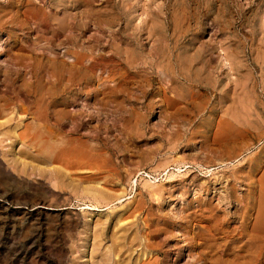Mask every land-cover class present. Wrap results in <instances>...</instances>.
<instances>
[{
    "label": "rangeland",
    "instance_id": "rangeland-1",
    "mask_svg": "<svg viewBox=\"0 0 264 264\" xmlns=\"http://www.w3.org/2000/svg\"><path fill=\"white\" fill-rule=\"evenodd\" d=\"M142 249L264 264V0H0V264Z\"/></svg>",
    "mask_w": 264,
    "mask_h": 264
},
{
    "label": "bare ground",
    "instance_id": "bare-ground-1",
    "mask_svg": "<svg viewBox=\"0 0 264 264\" xmlns=\"http://www.w3.org/2000/svg\"><path fill=\"white\" fill-rule=\"evenodd\" d=\"M60 16V15H59ZM215 226V225H214ZM213 228V227H212ZM167 232V231H166ZM252 232H254V231H252ZM251 235H252V233H251ZM251 240H253V239H251ZM134 241H135V239H134ZM140 245V244H139ZM131 249V248H130ZM143 250V249H142ZM147 254H149L148 253V250L146 249L145 251L143 250L139 255H138V258H137V261H136V264H151V263H146V262H144V261H142V258L144 259V257L147 255ZM130 256V255H129ZM146 258V257H145ZM156 262V261H155ZM126 263V262H125ZM249 263V262H248ZM250 263H252V262H250ZM237 264H239V263H237ZM242 264H247V263H242ZM253 264V263H252Z\"/></svg>",
    "mask_w": 264,
    "mask_h": 264
}]
</instances>
